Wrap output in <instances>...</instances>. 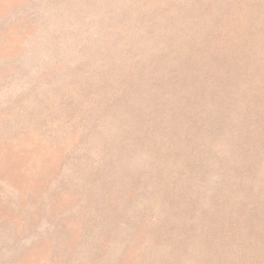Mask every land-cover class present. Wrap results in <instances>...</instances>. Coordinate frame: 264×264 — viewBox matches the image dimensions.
<instances>
[{
	"label": "rangeland",
	"instance_id": "obj_1",
	"mask_svg": "<svg viewBox=\"0 0 264 264\" xmlns=\"http://www.w3.org/2000/svg\"><path fill=\"white\" fill-rule=\"evenodd\" d=\"M0 264H264V0H0Z\"/></svg>",
	"mask_w": 264,
	"mask_h": 264
}]
</instances>
